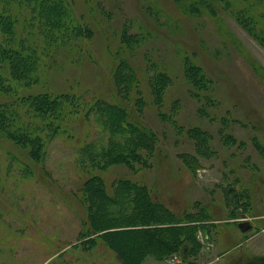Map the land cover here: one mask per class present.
Masks as SVG:
<instances>
[{
    "label": "rangeland",
    "instance_id": "1",
    "mask_svg": "<svg viewBox=\"0 0 264 264\" xmlns=\"http://www.w3.org/2000/svg\"><path fill=\"white\" fill-rule=\"evenodd\" d=\"M64 1L83 29L49 43L36 66L43 83L17 75L19 88L0 82V264H132L104 237L136 226L98 216L92 182L120 218L136 215L132 198L141 192L172 217L156 226L173 224L176 237L158 233L167 246L139 264L264 261V35L234 1ZM15 2L17 37L29 26V39L42 42L38 19ZM119 70L130 87L120 85ZM44 84L75 106L52 132L39 125L36 154L24 147L33 146L29 136L13 131L34 121L19 93H41ZM112 104L126 107L130 128L150 131L149 149L135 140L143 154L106 150L120 135L98 114ZM240 220L251 227L242 231Z\"/></svg>",
    "mask_w": 264,
    "mask_h": 264
},
{
    "label": "trees",
    "instance_id": "2",
    "mask_svg": "<svg viewBox=\"0 0 264 264\" xmlns=\"http://www.w3.org/2000/svg\"><path fill=\"white\" fill-rule=\"evenodd\" d=\"M14 1L15 0H6L1 3L2 0H0V82L6 79L7 81H10V83H15L19 88L20 84L15 81V75L24 76L23 79L26 80L25 85H34L39 81L43 83L41 73L38 78L36 66L38 65L39 67L42 65V57L44 54H48L47 46L50 47L49 43L56 44L57 42L54 40L62 39L66 37L68 33L73 34L74 32L80 31L83 27L74 19L73 21L69 19L67 3L64 0H16L19 4V8L23 6L26 10H28V12H30L31 16H33V22H36L38 19L39 26L37 28L38 30L41 29V31H39L43 40L42 42H34L30 40L29 38L33 35V32L29 29L30 34L28 33L29 26L26 28L25 36L20 35L17 37L16 16L19 10L15 4H13ZM201 1L209 5L207 0ZM225 1L236 2V8L239 9L238 15L242 14L246 20L251 21L250 23H253V26L256 29H259L262 35H264V0ZM3 67L6 69H3ZM4 70L9 72V74ZM127 70L131 75H127L126 79H133V77H135L134 75H136L134 72V66H128ZM117 76L120 81V85L124 88L130 87L131 83H129V81L126 82L125 78V83H123L122 79L124 76L122 77L121 70L118 71ZM161 76V73L158 75L154 74L156 80L152 81L153 84L151 83V87L153 91L155 90V94H159L161 91ZM36 87H25L29 90L28 94L19 93L21 98L26 100L29 104L28 106L25 103L27 105L25 108L26 115L30 113L33 114L31 119H34V121L27 122V124L26 122L21 123L13 132H17L19 137H23L24 135L29 136L26 140H29L33 146L24 147L27 148V151H34L37 154L39 149H41L40 146H36L38 141L35 140L39 125L49 126L50 128H48L46 132H49V130L52 132L51 130H54V128L61 127V124L58 123L59 117L68 113L70 109H72L73 105L75 106V104L68 96L51 94L49 88L46 87L45 84L41 87L38 86L40 90H43L41 93H31L32 90L36 89ZM64 98H67V100ZM110 106L104 105L101 107L98 118H101L104 124L108 126V128L112 129V133L120 136L116 140L113 139L112 145L109 144V147L107 146L108 148L106 150L110 151V154H112L117 150L118 152H121L119 151L120 149H118V146L119 148L120 146L124 147L127 151L119 153L120 155L118 152L116 153V157L120 156L122 159H129L131 156L137 157L139 154H143L140 151L142 146H136L135 144L136 142L142 143V145L147 144L148 146L145 145V147L149 149L150 144L152 143L150 131L145 129H141L139 131L130 128V123L124 121L125 116L129 113L127 112L126 107L119 104H112L114 107ZM31 125H35L37 128L33 130L30 128ZM113 127H115V130ZM28 128L32 131L28 132ZM28 133L29 135H27ZM133 144L135 146H133ZM89 150H91V152L96 151V149H93V146H90ZM103 150L105 149H102V146H99V151H101L100 153H102ZM99 154H96L95 156L92 153V157L90 158L94 159V162L95 160L98 162ZM95 175L96 174H92L91 177L94 178ZM99 182L101 183V180H99ZM89 186L94 189L92 192L98 195V202L103 208H95L98 216L105 217L106 214L109 213L111 218L110 220L114 223L113 226H117L115 225L116 223H118L120 227L127 226L129 228V226H136V228H129V230L121 228L108 230L104 237L108 239L112 247L117 248L123 258L125 254L130 255V263L139 264V259L142 254H147L149 249L158 248V245L166 247L167 245L165 244V241L167 240L164 239L166 235L169 236L167 237L168 240L176 237L177 234H175V227L173 224H166L164 227L156 226L164 223L162 221L167 220V223L174 221H169L172 217L169 218V216L164 214V211L158 208V204H156L146 192L138 193V195H135V197L132 198L135 205L136 215L134 213L125 212L124 217L122 216V218H120V215L113 213L111 210L112 208L106 204L105 194H101L99 190L95 189L97 182H92ZM122 192L124 195L127 194V192L123 189ZM120 219H122L121 222H119ZM100 229L101 228H99V230ZM158 233L161 236H165L159 239L156 237ZM114 242H118L119 245L115 246L117 244H114Z\"/></svg>",
    "mask_w": 264,
    "mask_h": 264
},
{
    "label": "flooded vegetation",
    "instance_id": "3",
    "mask_svg": "<svg viewBox=\"0 0 264 264\" xmlns=\"http://www.w3.org/2000/svg\"><path fill=\"white\" fill-rule=\"evenodd\" d=\"M231 195V194H230ZM235 196V193H233L232 194V200L234 199V200H237V196L236 197H234ZM240 224H242V227L243 228H246V229H243L241 226H240ZM251 227V224L250 223H248V222H244V220H240L239 221V227L241 228V230L242 231H245V230H247V229H249L250 227ZM248 264H264V261H248L247 262ZM246 264V263H245Z\"/></svg>",
    "mask_w": 264,
    "mask_h": 264
},
{
    "label": "water",
    "instance_id": "4",
    "mask_svg": "<svg viewBox=\"0 0 264 264\" xmlns=\"http://www.w3.org/2000/svg\"><path fill=\"white\" fill-rule=\"evenodd\" d=\"M244 222H247V221H244ZM240 226L242 227V224H240ZM250 227V226H249ZM243 228V227H242ZM243 229H246V228H243Z\"/></svg>",
    "mask_w": 264,
    "mask_h": 264
}]
</instances>
